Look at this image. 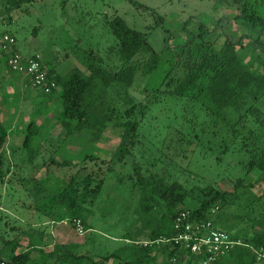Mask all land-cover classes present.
<instances>
[{
    "label": "rangeland",
    "instance_id": "374dc122",
    "mask_svg": "<svg viewBox=\"0 0 264 264\" xmlns=\"http://www.w3.org/2000/svg\"><path fill=\"white\" fill-rule=\"evenodd\" d=\"M250 3L251 12L264 20V0H250ZM234 9L230 0H0V45L3 34L10 33L15 38L16 51L23 56L37 55L46 70L51 68L65 74L76 67L86 75L94 74L95 81L103 88L99 111L100 116H105L103 129L83 128L74 132L70 141L71 136H65V130L55 121L59 100L47 98L30 84L14 83L10 75L13 71L0 48V73L7 74L9 79L0 78V105L13 106L11 116H4V123L19 137L17 143L21 144L26 125L34 120L43 124L41 134L48 136L38 149L49 152L39 160L54 158L55 153L50 151L59 143L73 154L83 149L81 156L95 153L98 157L92 163L78 162L71 153L58 149L61 154L56 158L73 161V169L53 171L55 167L49 170L45 167L24 174L19 166L2 167L0 206L14 215L0 209V245L12 237L7 229L9 224L5 223L7 219L11 226L19 227L21 218L28 221L45 218L42 214L45 209L30 213L29 205L24 206L30 204L34 209L37 205L33 198L36 181L50 185L52 179L50 182L45 179L52 175L60 184L59 178L69 181L77 170L89 174L92 186L102 181L87 215L92 230L85 235L87 246L102 252L122 246V236L140 225L142 186L138 181L144 178L165 184L180 183L187 191L180 206L190 208L226 193L218 202H212L208 212L216 203L218 210L213 217L217 224L238 235L251 228V219L264 215V193L254 200L264 184L247 188L257 179L248 161L260 155V148L264 149V86L258 88L253 84L235 106L221 110L212 104L205 80L198 81L185 95L177 96L174 89L187 73L192 54L184 55L176 64L162 61L147 76L137 70L130 84L110 80L105 85L102 81L103 75L111 77L122 63L118 41L109 27L114 16L122 17L128 26L144 33L150 52L161 53L166 37L170 48L183 44L200 23L214 30L212 37L217 36V49L226 35H232L235 41L243 33V27L233 18ZM157 16L163 19L164 28L171 36L156 23ZM259 37L264 41L263 29ZM240 41L237 50L250 52L245 45L246 37L241 36ZM148 57L149 53L137 54L134 63L141 65ZM130 107L134 110L128 115L126 110ZM127 119L138 123L131 136L125 135L122 125ZM249 130H252L250 135ZM124 147L127 151L120 150ZM20 148L25 158L30 159L25 148ZM121 152L123 158L117 159ZM22 176L26 179L20 180ZM164 205L159 201L156 210H163ZM51 208L52 212L47 213L55 219L67 212L64 208ZM62 222L70 225L68 219Z\"/></svg>",
    "mask_w": 264,
    "mask_h": 264
},
{
    "label": "trees",
    "instance_id": "16d2710c",
    "mask_svg": "<svg viewBox=\"0 0 264 264\" xmlns=\"http://www.w3.org/2000/svg\"><path fill=\"white\" fill-rule=\"evenodd\" d=\"M230 1L235 6L233 18L242 25L243 33L235 41H233L232 35H226L222 46L218 49L215 45L217 36L212 37L214 30H210L205 24L200 23L197 30L191 32L192 34L183 44L173 45V48H170L171 45L166 37L164 50L161 53H152L144 33L128 26L122 17L114 16L109 21V27L118 41L122 63L111 77L102 76L103 83L108 85L110 80H115L130 84L137 70H140L141 75L147 76L162 61L176 64L184 55L192 54L193 60H189L187 73L176 85L174 94L183 96L198 81L205 80L206 92L217 109L235 106L250 86L253 84L258 88L264 86V41L259 37L261 30H264V20L251 12L250 0ZM134 4L138 3L134 1ZM162 20L160 16H157L156 23L161 24L167 34L171 36L172 33L164 28ZM260 26L262 29L259 28ZM252 33L256 34V37H252ZM241 36L246 37L245 45L250 52L246 49L244 51L237 50V46L241 44ZM14 49L17 50L15 46ZM144 52L149 53V57L141 65L135 64L134 57ZM1 53L5 57L4 51L1 50ZM41 64L44 67L42 62ZM254 64L257 66L252 68ZM46 72L49 77L54 79L56 87L48 93H42L47 98L59 100L60 109L55 121L58 127L65 130V136H71L69 140L73 141L74 132L83 128L103 129L105 116H100L99 111L102 104L99 100L103 88L95 81V75H86L76 67L62 75L53 72L51 68ZM133 110L134 107H130L126 110V114L131 115ZM212 111L214 112V107ZM256 122L257 118L254 119V123ZM36 123L34 120L28 122L26 133L22 138V147L29 151L39 144L36 136H40L42 133L43 124L37 123V125ZM122 125L126 136L133 135L138 127L137 122L129 119L125 120ZM10 132L9 126L0 119V170L2 168L1 155ZM251 132L252 130H249V135ZM78 135L77 133V137ZM124 143L125 140L122 141V144ZM58 148L64 150L65 147L59 143ZM260 149V155L248 161V167L250 170H255L257 179L249 183L247 188L261 182L264 184V149ZM120 150L127 151L125 147ZM82 151L83 149L77 154H68L72 155V158L78 159V162L92 163L97 160L98 157L95 153L81 156ZM123 156L124 154L121 152L117 159H121ZM49 162L58 166L73 164V161L68 159L56 161L51 158ZM89 177L88 173L77 170L69 181L59 178V183H61L58 184L57 180L53 182L50 195L47 196L44 204L49 202L50 207L66 209V217L71 224L74 218H79L82 220V225L89 228L86 223L87 215L102 186V181L100 183L96 181L93 184L96 185L94 188ZM138 182L142 186L139 197L140 225L134 232H127L123 235L122 238L126 241L113 251L95 259L89 253H78L72 243H51L42 237L37 238L29 235L27 243L22 245L21 239L17 235L3 241L0 246V258L7 260L8 264H110V262L117 264H170L169 258L177 253L181 254V260H184L185 253L183 251L177 252V248L171 243H158L156 240L161 236L171 237L174 235L173 222L178 211L189 209L197 217L205 218L212 202L214 200V202H218L216 200L224 198L226 193L217 194L211 199L203 201L197 208H190L180 206L187 196L186 189L180 183L165 184L154 178H144ZM263 193L264 185L262 191L255 195L254 200ZM159 201L165 203L163 210H156ZM50 214L47 213V215ZM214 219L216 222L217 219ZM249 226L251 228L241 235L226 230L234 238H240L242 244L236 245L225 257L214 264H264V215L251 219ZM18 248L20 251H16ZM191 259L192 257H187L183 264H191Z\"/></svg>",
    "mask_w": 264,
    "mask_h": 264
},
{
    "label": "built area",
    "instance_id": "2783aa9c",
    "mask_svg": "<svg viewBox=\"0 0 264 264\" xmlns=\"http://www.w3.org/2000/svg\"><path fill=\"white\" fill-rule=\"evenodd\" d=\"M15 43L13 35L3 34L0 48L6 54L8 68L25 75L32 88H38L44 93L50 92L56 87V82L47 75L39 57L37 55L23 56L14 49ZM217 210L218 206L214 205L205 218L197 217L189 209L178 211L173 222L174 235L161 236L156 242L171 243L177 248V252L185 253V259L192 257L191 264H214L225 257L236 245L242 244L241 239L234 238L215 222L213 216ZM72 226L78 234L85 232L79 218L72 220ZM180 255L176 253L171 256L169 263L183 264L185 259L181 260ZM0 264H8V261L0 258Z\"/></svg>",
    "mask_w": 264,
    "mask_h": 264
},
{
    "label": "crops",
    "instance_id": "0c3cea01",
    "mask_svg": "<svg viewBox=\"0 0 264 264\" xmlns=\"http://www.w3.org/2000/svg\"><path fill=\"white\" fill-rule=\"evenodd\" d=\"M55 73L60 74L58 71H56ZM10 75H11V78L14 80V83L19 82V83H22V85L23 83L24 85L25 83L28 85L30 84L27 77L23 74L11 72ZM6 77H7V80H9L7 74L5 75L3 73H0V78L4 80ZM20 87L21 89H23V86H20ZM12 110H13V106L11 104L5 103L4 105H0V119L2 120L3 123L5 121L4 119L5 117L7 118L8 116H11ZM11 133L12 132H10V135L8 136L6 143L4 144V150L1 155L2 167L5 166L8 169V168H16L17 166H19L20 171L25 172L24 174H26V171L33 173L34 171L40 170V168L43 169L45 167H47L48 170L49 168L51 169L52 167H55L53 171L55 170L57 171V169H61V168L62 170L67 169V168L73 169L74 166L71 163L66 166H58V165H53V164L51 165V163L49 162L50 160L49 161L39 160L40 157H43L47 152H49L47 150L38 149L39 144L37 146H34V148L31 151L24 149L27 153L30 154V159L25 158L26 154L20 148L22 147V145L21 144L19 145V143H17L18 142L17 139H19V137ZM36 137L39 143L40 142L42 143L48 140V136L46 135L44 136V133ZM58 149L60 148H58V145H57L54 150L50 151V152L55 153L53 159L56 161H59L56 157H58L61 154V152L63 153L67 152V153L73 154V152L70 150H67V151L59 150L61 151L59 152ZM14 160H19V163L14 162ZM24 179H26L25 176L20 177V180H24ZM50 179H52V184H53V181H56V179L52 177V175L51 177H47L45 180H48L50 182ZM4 183L8 184V182H4ZM52 184L45 186L44 183H40L36 181L35 182V185H36L35 196L33 198L35 199L37 205L35 206L34 209H32L30 204L24 203V206L29 205V207L28 206L27 207L30 213H37L38 211H43L45 209L44 212H42L45 218L41 220H31V221L21 218L20 223H22V226H19V227L11 226V224L8 223L9 221L8 219H7L8 221L7 220L5 221L6 224H9V227H7V229L12 234V237H15L18 235V238L21 239L20 243L22 245H25L27 243L31 235L37 238L42 237L44 239L51 241V243H72L75 245V250L78 253H89L95 259L98 258L99 256L109 253V252H102L99 249H94L93 247L87 246L88 243H87V238L85 235L88 231L92 230V227L88 222V218L86 220V223L88 224L89 228H85L86 226L84 227L83 225L85 232L83 234H78L76 230L74 229V227L72 226L71 222L69 221L68 217H66L67 213L58 214V217L61 216L58 219H55L56 217L54 216L47 215V212L49 211L52 212V208L50 207V205H45L44 203L46 201L47 196L50 195ZM0 209H2L3 211H7L11 215H14L11 211L5 210L3 206H0ZM3 217L5 218L7 216L3 214ZM60 218L61 220H59ZM67 219L70 224L69 226L64 225L62 222ZM121 239L123 242L126 241L124 238H121ZM16 251H20L19 248Z\"/></svg>",
    "mask_w": 264,
    "mask_h": 264
}]
</instances>
